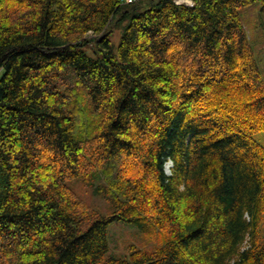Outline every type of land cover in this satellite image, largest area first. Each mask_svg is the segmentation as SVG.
<instances>
[{"label": "trees", "instance_id": "trees-1", "mask_svg": "<svg viewBox=\"0 0 264 264\" xmlns=\"http://www.w3.org/2000/svg\"><path fill=\"white\" fill-rule=\"evenodd\" d=\"M192 1L0 0V264H264V0Z\"/></svg>", "mask_w": 264, "mask_h": 264}, {"label": "rangeland", "instance_id": "rangeland-1", "mask_svg": "<svg viewBox=\"0 0 264 264\" xmlns=\"http://www.w3.org/2000/svg\"><path fill=\"white\" fill-rule=\"evenodd\" d=\"M256 9L257 6L255 8V12L251 13L247 17L248 23L246 28L248 35H250L253 39L257 62L264 79V26L261 23L260 14H258ZM108 29L111 30V41L116 47L121 34V27L115 23H111L108 26ZM84 48L87 53L92 56H96L97 48L92 46L91 43L85 45ZM254 137L262 145H264V130L256 132ZM169 165L170 162L167 163L168 169H166L168 171L170 168ZM68 184L79 196L89 200L91 204L97 207L103 214H106L113 209L112 206L103 199V197L100 195H95L91 192L89 189V184L87 185L86 183H82L79 180H70L68 181ZM107 237L110 248L104 258L110 254L120 257L127 256L129 253L128 246L130 244H134L136 247L141 249H153L157 245L155 240H152L143 234L135 224L123 220H115L109 225Z\"/></svg>", "mask_w": 264, "mask_h": 264}, {"label": "built area", "instance_id": "built-area-1", "mask_svg": "<svg viewBox=\"0 0 264 264\" xmlns=\"http://www.w3.org/2000/svg\"><path fill=\"white\" fill-rule=\"evenodd\" d=\"M183 1L190 6L193 4L192 1H190V0H179L178 2H183Z\"/></svg>", "mask_w": 264, "mask_h": 264}, {"label": "bare ground", "instance_id": "bare-ground-1", "mask_svg": "<svg viewBox=\"0 0 264 264\" xmlns=\"http://www.w3.org/2000/svg\"><path fill=\"white\" fill-rule=\"evenodd\" d=\"M168 162H170V163H171V161H167V162H166V164H165V171H166L167 173H169V172H170V168H169V171L166 169V168H167V163H168ZM171 165H172V163H171ZM171 165H169V167H170Z\"/></svg>", "mask_w": 264, "mask_h": 264}]
</instances>
